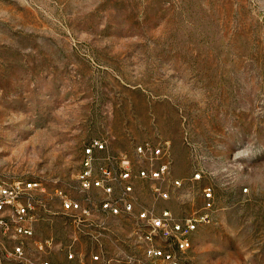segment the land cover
<instances>
[{
  "label": "rangeland",
  "instance_id": "374dc122",
  "mask_svg": "<svg viewBox=\"0 0 264 264\" xmlns=\"http://www.w3.org/2000/svg\"><path fill=\"white\" fill-rule=\"evenodd\" d=\"M93 139L134 161L160 145L189 187L138 181L137 209L199 215L215 189L182 264H264V0H0V181L45 188L25 257L0 235V264L146 263L131 218L99 234L56 196L97 200L77 183Z\"/></svg>",
  "mask_w": 264,
  "mask_h": 264
},
{
  "label": "built area",
  "instance_id": "2783aa9c",
  "mask_svg": "<svg viewBox=\"0 0 264 264\" xmlns=\"http://www.w3.org/2000/svg\"><path fill=\"white\" fill-rule=\"evenodd\" d=\"M138 160L134 161L126 154L113 155L107 142L93 139L83 148L81 169L77 174L79 190L84 194H97V200L84 203L71 199L62 190L56 191L62 210L74 214L78 224L90 230L94 228L100 234L106 231V220L113 217H128L137 228L138 247L144 251L145 262L132 258L121 259L120 264H182V256L193 246L194 234L200 226L213 221L215 208V189L205 186L202 189V212L199 215L179 217L168 208L157 211L155 208L137 209L136 183H151L153 195L169 200L172 192L165 186H173L189 196V187L180 179L171 178L170 162L166 158L164 147L144 143L136 148ZM205 178L202 173L195 174L190 182ZM45 188L40 182L0 181V235L15 243L12 254L25 257V244L35 235L39 205H44L40 196ZM248 193V188L242 190ZM51 245V241L38 244L39 249ZM74 254L69 253L68 259ZM94 261L100 256L93 257ZM21 263H26L23 260ZM28 264V262H27ZM31 264H53L39 259Z\"/></svg>",
  "mask_w": 264,
  "mask_h": 264
}]
</instances>
